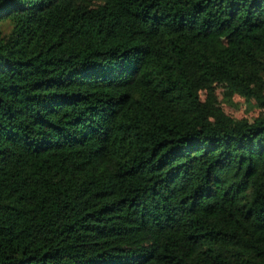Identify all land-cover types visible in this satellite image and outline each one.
Listing matches in <instances>:
<instances>
[{"label": "trees", "instance_id": "1", "mask_svg": "<svg viewBox=\"0 0 264 264\" xmlns=\"http://www.w3.org/2000/svg\"><path fill=\"white\" fill-rule=\"evenodd\" d=\"M264 0H0V264H264Z\"/></svg>", "mask_w": 264, "mask_h": 264}, {"label": "rangeland", "instance_id": "2", "mask_svg": "<svg viewBox=\"0 0 264 264\" xmlns=\"http://www.w3.org/2000/svg\"><path fill=\"white\" fill-rule=\"evenodd\" d=\"M226 90L224 84H213L201 89L200 96L202 101L210 99L219 106L229 119L230 125L237 122H252L264 114V110L258 108L252 100L238 95L228 97Z\"/></svg>", "mask_w": 264, "mask_h": 264}]
</instances>
